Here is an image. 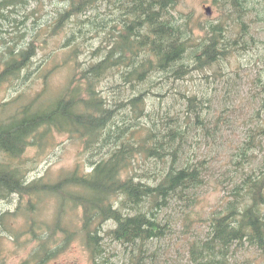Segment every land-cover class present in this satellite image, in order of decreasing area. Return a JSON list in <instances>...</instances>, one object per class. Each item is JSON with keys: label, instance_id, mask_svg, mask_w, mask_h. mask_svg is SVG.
<instances>
[{"label": "trees", "instance_id": "trees-1", "mask_svg": "<svg viewBox=\"0 0 264 264\" xmlns=\"http://www.w3.org/2000/svg\"><path fill=\"white\" fill-rule=\"evenodd\" d=\"M31 1L0 0V86L7 85L16 91L21 81L33 74L28 70L30 63L43 62L41 71L34 77L40 75L39 90L22 103L26 90L0 102V200L7 204L16 201L13 209L0 214V239L7 236L22 246L20 239L26 234L25 247L34 245L28 248L20 264H44L76 238L85 245L91 264H106L107 236L125 248L131 246L132 264H143V244L171 232L170 224L163 221L157 210L159 202L166 197L164 187L168 182L174 187L172 181L178 178L188 179L201 170L205 160L184 154L178 159L179 170L172 169L174 160L165 151L169 138L166 137L165 144L160 139L165 130L154 131L155 123L163 121L164 111L168 113L170 105L154 114L146 112V106H140L138 97L132 96L125 99L131 108L120 111L110 104L107 92L113 83L130 85L160 70L165 78L171 79L169 86L177 98L192 97L196 93L190 89L182 95L173 81H177L181 71L183 75L190 73L193 66L210 70L216 81L226 78L231 82L233 75L244 67L249 68L254 75L251 82L258 88L254 96L259 97V102L250 123H246L244 136L232 146L233 164L237 165L232 174L236 171L238 175L231 176L227 193L208 217L200 220L207 224L206 235L187 241L186 264H230L233 256L226 260L230 238L234 251L249 246L257 251L256 258L264 259V67L262 70L258 67L264 65V49L261 46L255 49L257 38L248 25L264 23V0L259 7L261 11L255 7L259 0H211L219 12L215 20L178 11L180 0H117L114 9L103 5L107 0H61L64 6L46 26L39 28L45 32L37 34H45L44 38L27 39L26 33L16 30L14 16L22 10L26 23L27 16L35 12L28 11ZM126 1H132L133 6L125 7ZM113 10L122 18L110 23V31L106 30L108 20L103 18L110 17ZM144 11L154 15L140 19ZM164 15L172 22L162 19ZM250 15L253 17L245 19ZM127 20L129 23H124ZM161 20L166 23H160ZM5 22L9 27H4ZM141 31L147 37L144 41L139 39ZM11 34L18 36L14 38ZM88 34L91 38L86 39ZM52 36L63 39L61 45L66 48L63 57L55 61L49 52L42 59L36 58L43 42ZM224 36L225 50L214 52L216 38ZM177 39H184L187 44L173 47L171 43ZM257 44L263 45L264 40ZM169 50L170 53H165ZM248 53L250 57L244 58L242 54ZM193 56L196 59L190 70L178 66ZM231 58L235 59V66L229 62ZM209 59L216 60L203 67ZM62 67L71 71L67 81L48 93V77ZM223 117L222 113L216 116L211 128H204V132L212 133L225 120ZM114 118H120L119 124L124 125L112 134ZM15 130L19 132L13 133ZM61 134L78 142L82 160L78 159L73 169L53 182L42 177L29 178L28 172L44 146ZM111 134L113 138L105 140ZM30 149L37 153L29 158ZM200 186L197 183L196 187H188L178 196L186 202V208L198 201L195 191ZM46 197L56 199L50 221L40 219ZM230 205L233 235L223 236L218 229ZM70 215H76L78 220ZM18 216L24 218V228L13 231L12 224ZM182 221L186 228L193 225L188 212H183ZM109 222L113 225L104 228ZM215 243L219 245L206 253L205 247ZM0 264H6L1 242Z\"/></svg>", "mask_w": 264, "mask_h": 264}, {"label": "rangeland", "instance_id": "rangeland-1", "mask_svg": "<svg viewBox=\"0 0 264 264\" xmlns=\"http://www.w3.org/2000/svg\"><path fill=\"white\" fill-rule=\"evenodd\" d=\"M262 1L263 0H259L258 6L255 5L257 10H260L259 7L262 6ZM63 6L64 3L61 0H32L28 11L31 12V10L34 9V14L27 16L28 21L26 23H17L16 30L25 33L28 32L27 39L31 36L43 39L45 34L40 33H44L45 31L43 29L38 30L40 33L37 34L38 32H36V30L38 25L34 23V21H36L35 18H38L36 23L46 24L53 19L56 15V11ZM205 7L211 9L210 15H207ZM176 9L185 13L192 12L195 17L199 16L201 18H211L213 20L219 15L217 7L212 5L211 0H180ZM249 17L251 18L253 15L247 16L245 19H248ZM248 25L253 37H255V39L257 38L256 47H253L258 49L259 46H261V48L263 47L264 49V44H257L264 40V23L250 22ZM230 28H234V26ZM230 34H233V32L231 31ZM11 35L14 38L18 36V34ZM62 41L63 39L60 36L48 37L46 41L43 42V46L40 48V51H38L39 55L36 58L42 59L43 56L50 52L52 53L51 56H55V61L60 60L66 52V48L61 45ZM240 44H242V42H240L239 45ZM249 52L251 56H253L252 50H249ZM242 55L244 58L250 57L249 53L247 55ZM234 61L235 59L231 58L229 62L231 65H234L236 63ZM42 63L43 62L39 64L40 67L42 66ZM258 67L262 70L264 65L258 64ZM244 68L245 69H242L237 75H233L232 82L226 78L217 81L218 91L214 92L211 96L209 95L211 99L210 104L212 106L209 115L210 123H212L214 118L221 113L219 111V103L230 97V101L226 103V106H228V117L224 114L225 117L223 118L225 120L220 123L219 126L222 130V134H217L215 141L210 140L206 142L202 139L201 141L192 144V147L194 148V156L191 155V158L197 159L195 156H198L201 160L205 159V165H207L204 175L205 181L195 191V197L198 201L186 208V202L176 200L172 202L168 209L160 213L163 221L170 224L171 232L165 237L147 241L145 246H143V264L188 263L187 240L193 237H204L206 235L208 230L207 224L200 220L208 217L209 213L217 207L221 197L227 193L229 188L227 187L224 190H219L216 185L219 181H222L223 178L229 179L231 176L236 177L238 175L236 171L232 174V170L237 167L236 163L235 165L233 164L234 160L232 159V154L234 150L232 146L244 136V132H246V123H250L249 121L252 115L257 111L259 102V97L254 96V94L257 93L258 88L251 82L254 77L253 73H251L252 70L246 67ZM70 73L71 71L67 67H62L52 73L51 77L49 76L47 79L48 85L50 81L48 93L60 88L67 81ZM35 75L36 72H33L30 77L22 80L16 91L10 90L7 85L0 86V102L7 101L14 97L18 92L25 90V96L23 95L20 103L26 101L28 96H31L35 91L40 89V75L38 78H34ZM27 88L29 90H27ZM219 144H221V146ZM34 153L36 154L37 152L34 151V149H30L28 157H32ZM82 158L83 155L76 140L70 138L66 134L56 135L50 144L44 146L38 156V160L32 164L33 169L28 172L29 178L42 177L45 181L53 182L65 172L73 169L76 161L78 159L82 160ZM28 164L30 167L31 165L29 162ZM43 199V208L40 219L50 221L55 213L56 199L54 197H46ZM15 204L16 201L14 200L10 204H7L5 200H0V214L8 208L13 209ZM183 212H188L190 219L193 221V225L190 228H186L182 221ZM70 216H74L73 219L75 220L77 219L76 215ZM199 217H201V219ZM23 220L24 218L22 216L16 217L12 224V230L22 231L24 228ZM112 225L113 224L109 222L105 224L104 228ZM1 236L2 232L0 231V237ZM25 237L26 234L20 239L22 240L21 243H23L22 246L15 244L14 241L7 236L0 239L3 254L6 258V264H20L27 256L28 248L34 244H26L25 247V242H23ZM105 243L107 248L104 256L107 258L106 264H132L130 259V254L132 252L131 247L125 248L109 238L105 239ZM255 254H258L257 251L254 248H249V246L239 248L234 251L232 255V264H264V259L256 258ZM44 264L91 263L85 245L76 238L65 250L47 260Z\"/></svg>", "mask_w": 264, "mask_h": 264}, {"label": "bare ground", "instance_id": "bare-ground-1", "mask_svg": "<svg viewBox=\"0 0 264 264\" xmlns=\"http://www.w3.org/2000/svg\"><path fill=\"white\" fill-rule=\"evenodd\" d=\"M104 6L109 7V8H113L116 6L117 4V0H107L105 2H103ZM126 4L125 7H132L133 2L132 1H126L124 2ZM18 8V6H17ZM57 12V11H56ZM113 13L110 14V17L103 18L105 20H108V25L106 28V30H110L111 31V26L110 23H114V21L117 22L118 19L121 20V15L119 13H117V10H113ZM154 12H150V11H144V13H142L139 18L143 19L144 17H149L151 14ZM88 14V13H87ZM15 21L16 23H23V18H24V13L22 12V10H19L16 12L15 14ZM162 19H166L169 21V23H171L172 21H170L167 15H164L162 17ZM124 23H129V20L124 21ZM160 23H166L165 21L161 20ZM38 25V28L36 30V32H38L39 28L41 25H43L44 23H35ZM4 27H9L8 23L5 22V24L3 23ZM46 26V24H44ZM33 30V29H32ZM20 32V31H19ZM22 33V32H21ZM25 33V32H24ZM27 36V33H26ZM141 38L139 39H143V41L145 39H147L146 34L144 31H141ZM91 38V34H88L86 36V39ZM90 41H94L97 42L96 40H90ZM185 40L184 39H177L175 41V43H171V45L173 47L182 44ZM184 45H186L187 43L184 42ZM215 50L214 52H217L218 50H225V36L224 37H217L215 40ZM165 53H170L169 51H166ZM192 53H188L187 55H190ZM195 57H189L186 60H184V62L181 63L179 62L178 66L181 68H185L190 70L192 68V66L195 63ZM216 60V59H215ZM214 60V61H215ZM213 59H209L208 61L204 62V66L205 67L207 63L212 64V62H214ZM38 63L32 61L30 63V67L28 70H32L33 72H39L41 71V67L40 65H37ZM224 65V61L221 62V67H223ZM226 66H224L225 68ZM170 69H172L171 72H173L174 70V64L172 67H170ZM27 70V69H26ZM25 72V71H24ZM156 74H150L149 76H146L145 79H141L140 81L136 82V83H131L130 85H122L119 86V84L113 83V87L111 88V90L108 89L109 97L110 98V104H114V107H119L120 111H125L127 108H131L130 104L128 105V101H126L125 99L128 100V98L130 97H138V104L140 106H146L145 111L146 112H154V114H157V111H162V109L164 107H166L167 105H170V107L168 108V113L164 111V119L161 122L158 121L157 123H155V128L154 131L158 132L160 131V129L162 131L165 130V133L160 136V139H164V143L166 144V137L169 138V145H165L168 146L167 148H165V151H167L168 156H170L171 160H174L173 164H171V168L174 170H179V167L181 166L178 163V159L180 160L181 155L184 154H193L194 148L192 147L193 143H197L199 141H201L202 139H204L206 142L212 140L215 141L216 135L222 134V130L219 127H214V129L212 130V133H207L204 132V128H211L212 123H210V119H209V115L211 113V99L209 97V95H213L214 92L218 91L217 90V81H216V77H214L211 74L210 70H205V68L203 69H198L197 67L190 70V73H186L185 75H183L182 71L179 73L178 75V79L177 81L174 80L173 81V85L177 88V90H180L182 95L187 94L186 91L188 90H192V93H196V95L192 96V97H186V96H179L178 98L176 97V94L173 93V91L171 92L170 89V81L171 79H167L165 78V74L160 70H156V72H154ZM127 83V82H126ZM186 90V91H185ZM185 91V93H184ZM131 92V93H130ZM130 93L129 95H126ZM184 93V94H183ZM178 96V95H177ZM106 97V96H105ZM177 98V99H176ZM227 103V99H224L223 102H220L219 104V111L224 115H226V117H228L227 113H228V106H226ZM138 105V106H139ZM224 115V117H225ZM120 118H114L113 120V125L114 127H112V130H114V132L112 134H115L116 131L122 126L124 125L123 122H121L119 124ZM119 124V125H118ZM99 126H102V123H99ZM117 126V127H116ZM116 127V128H115ZM18 133V130H15L13 133ZM111 134L105 137V140L110 141L113 138V135ZM217 144V143H215ZM221 146V144H219ZM197 159H200L198 156ZM201 160V159H200ZM205 160V159H202ZM207 169V165L202 166L201 170H197L194 174H192L188 179L186 180H178L177 181H172L174 187L170 186V182H168L167 185H165L164 189L166 190V197H164L160 202H159V206L157 207V210L162 213V211L166 210L169 208V206L172 204V202L174 201V199H177V201H180V198H178L179 195H181L183 192V190H186L188 187L191 186H195L201 185V181L203 180V174L205 173ZM229 182L231 183V177L230 180L227 178H223L222 181H219L218 184L216 185V187L219 188V190H224L227 187H230L231 185L229 184ZM142 189V186H140ZM182 202H184L183 200H181ZM180 201V202H181ZM224 221L222 222L223 225L219 226L221 228L218 229V231L225 236L226 233L233 235V226H232V205L229 206V208H227V210L224 212ZM107 238H109L110 240H112V238L110 236H107ZM194 238L197 237H193L189 240H192ZM188 241V240H187ZM228 246L229 248L227 249L228 255L226 256V260L228 261L233 253V239L230 238L228 239ZM147 242H145L143 244V246H145ZM209 245V244H208ZM207 245V246H208ZM218 243H215V245H213L212 247L209 246L205 247V252H209L211 251L214 247L218 246ZM124 246V245H122ZM126 247V246H124ZM131 246H127V248H129ZM232 260L231 263L232 264ZM214 264V263H211Z\"/></svg>", "mask_w": 264, "mask_h": 264}, {"label": "water", "instance_id": "water-1", "mask_svg": "<svg viewBox=\"0 0 264 264\" xmlns=\"http://www.w3.org/2000/svg\"><path fill=\"white\" fill-rule=\"evenodd\" d=\"M205 10H206V13H207L208 15H210V8H209V7H205Z\"/></svg>", "mask_w": 264, "mask_h": 264}]
</instances>
